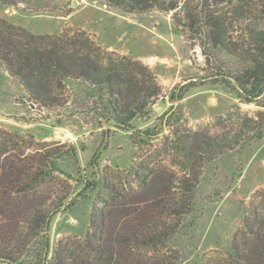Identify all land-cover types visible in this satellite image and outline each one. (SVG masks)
<instances>
[{"label":"rangeland","instance_id":"1","mask_svg":"<svg viewBox=\"0 0 264 264\" xmlns=\"http://www.w3.org/2000/svg\"><path fill=\"white\" fill-rule=\"evenodd\" d=\"M1 20L35 37L85 32L103 50L141 61L162 87L149 114L136 117L134 130L124 131L104 116L100 88L66 79L67 102L43 107L30 101L19 79L0 63V129L18 135L17 142L30 141L29 153L45 147L62 152L50 161L53 176L42 187L58 196L70 193L67 206L52 220L49 259L60 241L85 239L94 203L106 207L113 202L105 187L124 194L144 189L151 197L154 191L142 188L144 176L160 172L165 180L180 175L183 156L176 149L193 146L191 135L201 133L195 147L204 154L195 163L201 176L194 205L166 242L169 263L244 264L235 259L236 244L245 247L248 220H264V94L248 103L221 77H237L249 62L213 46L207 59L197 40L175 28L171 14L130 13L107 0H9L0 3ZM47 43L41 40L38 46ZM189 84L184 99L171 102L172 91ZM171 108V126L163 128L159 119ZM147 129L159 134H138ZM210 137L221 148H206ZM71 147L76 158L68 153ZM140 165L146 172L138 180L131 172ZM90 182L97 188L83 191ZM85 255L79 253L78 263Z\"/></svg>","mask_w":264,"mask_h":264},{"label":"trees","instance_id":"2","mask_svg":"<svg viewBox=\"0 0 264 264\" xmlns=\"http://www.w3.org/2000/svg\"><path fill=\"white\" fill-rule=\"evenodd\" d=\"M107 1L130 13L157 10L171 14L175 28L197 40L207 59L210 46L239 54L250 66L235 78L223 75L221 79L248 103L264 94V0ZM0 23L5 27L0 28V63L19 79L35 104L48 107L66 103L64 81L82 80L105 93L107 121L118 129L132 131L131 122L148 115V107L162 95V87L148 66L103 50L85 32L35 37L4 20ZM41 40L48 43L39 47ZM189 87L183 85L172 91L171 102L183 100ZM172 111L159 119L161 127L171 126ZM155 129L138 134L152 138L159 134ZM200 134L191 135L193 146L176 149L183 156L178 161L183 169L180 175L173 173L165 180H160V172L144 176L142 188L154 191L151 197L144 189L124 194L110 185L105 187L113 202L106 207L94 203L85 239L60 241L50 260L52 220L67 206L70 193L58 196L42 187L53 176L50 161L62 152L45 147L29 153L30 141L21 138L17 142L18 135L0 129V261L81 264L78 255L85 253L82 264H170L166 242L193 207L194 189L201 176L195 166L204 154L203 149L195 147ZM204 144L206 148H221L212 137ZM68 153L76 158L73 147ZM100 156V152L94 155V166ZM145 172L140 165L131 173L139 180ZM96 188L97 183L90 182L83 191ZM246 226V245L239 248L236 244L235 259L238 263L264 264V220L257 224L248 220ZM172 259L177 261L178 257Z\"/></svg>","mask_w":264,"mask_h":264}]
</instances>
